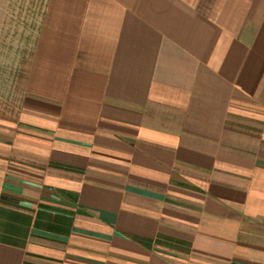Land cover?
I'll list each match as a JSON object with an SVG mask.
<instances>
[{
  "label": "crops",
  "instance_id": "1",
  "mask_svg": "<svg viewBox=\"0 0 264 264\" xmlns=\"http://www.w3.org/2000/svg\"><path fill=\"white\" fill-rule=\"evenodd\" d=\"M0 264H264V0H0Z\"/></svg>",
  "mask_w": 264,
  "mask_h": 264
}]
</instances>
